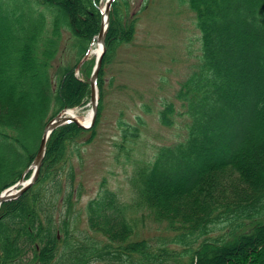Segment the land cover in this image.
Wrapping results in <instances>:
<instances>
[{
    "label": "trees",
    "instance_id": "obj_1",
    "mask_svg": "<svg viewBox=\"0 0 264 264\" xmlns=\"http://www.w3.org/2000/svg\"><path fill=\"white\" fill-rule=\"evenodd\" d=\"M71 1L12 0L13 9L4 14L0 6V43L2 39L9 43L8 47L0 45V80L12 74L10 93L18 88L22 104L27 95H34L37 72L44 80V90L49 89L57 106L60 104L56 112L81 105L87 95L88 85L74 75L75 64L65 68L62 76L63 69L60 76L53 71L59 42L65 35L79 59L99 32L101 14L95 1ZM187 4L201 33V62L176 94L184 113H178L175 101L165 103L160 111L166 127H174V116L186 114L187 136L160 147L155 162L139 173L135 187L141 191V201L136 205L143 203L145 214L153 218L149 223L157 226L160 234L150 241L144 235L136 240L134 223L130 221V225L124 216L128 207L116 194L104 190L87 209L91 227L103 233L106 242L76 237L77 220L71 216L75 211L67 217L60 212L68 202L65 193L73 201L81 193L72 178L65 186L58 169L65 151L71 155L74 151L67 148L73 141L67 140L85 132L72 124L53 134L41 176L31 191L2 207L0 264H166L170 260L194 264L195 254L196 264H264V142L260 139L264 116L259 112V107L264 109V0H187ZM129 9L130 0H117L114 6L99 78L101 100L96 126L102 118L104 70L137 36L136 22L125 23ZM15 12L17 17L11 21L25 24L17 30L4 26L8 15ZM214 36L219 41L215 49ZM52 37L55 40H50ZM15 39H22L20 47L12 45ZM10 53L12 60L7 62ZM92 64L83 66L86 76ZM70 87H76L71 89V97L67 93ZM54 109L42 111L36 136L41 135L44 121ZM17 111L12 99H0V148L13 151L7 161L8 177L2 182L4 176H0V192L19 178L21 169L13 171L10 167L20 162V152H27L24 132L28 123L25 118L18 119ZM137 130L133 127L134 132ZM91 137H95V129ZM207 146L211 148L210 158L203 161L200 151ZM26 155L24 167L35 153L29 159ZM228 168L239 172L238 180L223 172ZM147 203L157 206L147 211ZM176 211L184 212L185 218L169 215ZM137 221L135 225L146 227L147 222ZM58 231L63 233L61 241L56 238Z\"/></svg>",
    "mask_w": 264,
    "mask_h": 264
},
{
    "label": "rangeland",
    "instance_id": "obj_2",
    "mask_svg": "<svg viewBox=\"0 0 264 264\" xmlns=\"http://www.w3.org/2000/svg\"><path fill=\"white\" fill-rule=\"evenodd\" d=\"M66 1L72 2L71 0ZM105 1L100 0L98 5L103 6ZM149 1L152 4L148 10L144 11L145 0H130V9L128 16H125V23L129 24L133 20H137V36L132 44L123 46L117 52L112 63H109L104 70L102 118L95 128L96 136L89 138L88 133L90 131H85L68 139L67 141H73L67 144V148L74 149L73 154L71 155V151L67 154L65 151L64 162L58 168L61 176L65 179V186H69V180L72 178L73 186H75L77 192L81 193L76 201L71 200L70 195L65 193V201L68 202L65 211L60 212L64 217L75 211L71 216H74V219L77 220L76 229L78 232L76 235L78 238H93L103 243L106 242V237L101 235L103 233L91 227L89 208L87 209L91 201L100 198L104 190L116 194L119 202L128 207L124 216L126 220H129L130 225L131 222L134 223V237L136 240L144 235L146 240L150 241L161 232L160 230L157 231V226L149 223L153 218L149 217V213L145 214L142 208L143 203L140 207L136 205L141 201L139 197L141 191L135 188L138 172L139 168L143 169L145 167L143 162H154L160 147L170 146L184 140L187 136L186 127L189 120L186 115L174 116V127L167 128L161 125L159 112L164 103L175 101L178 113H184V110L181 109V102L175 100V98L177 92L181 89V84L197 71V66L200 64L201 33L196 28L195 16L190 10L187 0ZM0 6L5 9L3 14L9 12L13 9L12 0H0ZM44 13L46 14L45 11ZM17 14L16 12L9 14L10 19L5 20L4 26L10 25L16 30L18 26L25 27L23 22L17 25L11 21L17 17ZM3 17L7 16L3 15ZM77 20L79 23L81 17L79 16ZM16 35H19V32H16ZM216 39L217 37L214 36V49L217 48L219 43ZM50 40H55V38L52 37ZM61 41L59 42L60 46L54 62L55 68L53 69L57 76H60L59 70L63 69L62 76L65 68L74 65L76 58V51L70 48L67 35ZM21 43L22 39H15L12 45L20 47ZM1 44L8 47L9 43L2 39ZM8 56L10 60L7 62H11L12 53ZM90 58H96V56L92 55ZM77 75L80 77V74ZM35 79L37 82H35L34 95H27V100L23 104L18 100V88L15 89L14 94L10 93L9 81H13L12 74H6L0 80V99H12L13 107L18 109V113H15V115L20 120L25 118L29 128L24 132L27 145L24 146L27 152H20L17 158L20 162L10 167L13 171L15 168L22 171L27 164L26 154L28 153L29 159L38 150V141L39 137L42 136L43 129L40 136H36V129L42 111L55 108L50 111L49 116L44 121L47 123L62 110L55 111L60 107V104L57 106L49 89L47 92L46 89L44 90V80L38 72ZM75 88H68L69 97L73 96L71 89L74 90ZM76 89L80 90L79 85ZM85 92L86 88H84ZM87 97L88 92L81 105L75 106V112L78 114L83 115L90 110ZM24 109H26L25 112ZM259 112L264 116V109L259 107ZM139 118H141L140 122ZM136 126L138 130L134 132L133 127ZM263 133L264 121L260 138L262 142H264ZM117 145H123V150L119 149ZM210 151L211 148L208 146L200 151V157L203 161L210 158ZM12 154L13 151L10 147L0 148V176H4V178L0 177V179L3 178L2 182L5 181L8 177L7 174L10 172L9 168L7 169L9 167L7 161H9ZM223 172L233 174L235 181L240 177L239 172L233 169L228 168ZM239 182L238 184H240ZM215 194L219 196V192H215ZM59 198L62 199L63 197L59 195ZM68 204H72L73 210L70 209ZM42 205H45L44 201H42ZM158 205L160 204L158 203ZM153 206H157V204L147 203V211L154 208ZM183 213L182 211H176L170 212L169 215L176 219H182L185 218ZM140 215L142 219L137 221ZM136 221L147 222L146 227L135 225ZM184 259L188 260L187 257H184ZM109 263L116 264L115 261ZM90 264H103V262L93 261ZM166 264L174 263L170 260Z\"/></svg>",
    "mask_w": 264,
    "mask_h": 264
},
{
    "label": "water",
    "instance_id": "obj_3",
    "mask_svg": "<svg viewBox=\"0 0 264 264\" xmlns=\"http://www.w3.org/2000/svg\"><path fill=\"white\" fill-rule=\"evenodd\" d=\"M111 5H112V1L110 0L108 5H107V7L105 8V10L103 12L102 27H101V30H100V33H99V36H98L99 42L102 43V45H103V52L102 53H104L105 50H106V48H105V40H106L107 31H108V25L110 23ZM102 57H103V55L101 56V59L98 62V65H97V69H96V71L94 72V74H93V76L91 78L92 79L91 80L92 81V84H91V86H92L91 87V100H92V103L94 101L95 84H96L97 79H98V74H99V69L101 67ZM92 108H93V110L95 112L97 111V102H94V104L92 105ZM63 121H64V119L62 118V116H58L46 126L45 131H44V138L42 140V143H41V146H40V150H39V153H38V156H37V159H36L37 170H36V173L34 175L33 180L31 181L32 183H34V181L38 177L39 172H40V168L42 166L43 159H44V157L46 155V149H47L46 145H47V140H48L49 133L56 126L60 125ZM7 200H9V198H7V197L0 198V207Z\"/></svg>",
    "mask_w": 264,
    "mask_h": 264
},
{
    "label": "bare ground",
    "instance_id": "obj_4",
    "mask_svg": "<svg viewBox=\"0 0 264 264\" xmlns=\"http://www.w3.org/2000/svg\"><path fill=\"white\" fill-rule=\"evenodd\" d=\"M101 45L98 43L92 48V54L99 55L101 53ZM76 86V85H75ZM70 118H74L75 120L79 121L84 127H88L93 118V113L89 110L87 113H84L83 115L78 114L75 111H70L67 114ZM27 183H25L26 185Z\"/></svg>",
    "mask_w": 264,
    "mask_h": 264
}]
</instances>
